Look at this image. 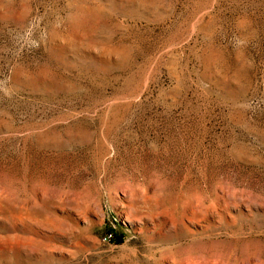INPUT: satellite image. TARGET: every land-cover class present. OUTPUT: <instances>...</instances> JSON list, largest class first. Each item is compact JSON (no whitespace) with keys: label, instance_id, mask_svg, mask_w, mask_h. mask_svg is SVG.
I'll return each mask as SVG.
<instances>
[{"label":"rangeland","instance_id":"1","mask_svg":"<svg viewBox=\"0 0 264 264\" xmlns=\"http://www.w3.org/2000/svg\"><path fill=\"white\" fill-rule=\"evenodd\" d=\"M0 264H264V0H0Z\"/></svg>","mask_w":264,"mask_h":264},{"label":"built area","instance_id":"2","mask_svg":"<svg viewBox=\"0 0 264 264\" xmlns=\"http://www.w3.org/2000/svg\"><path fill=\"white\" fill-rule=\"evenodd\" d=\"M105 239H106V237H105Z\"/></svg>","mask_w":264,"mask_h":264}]
</instances>
